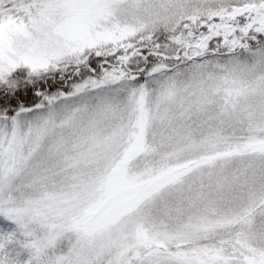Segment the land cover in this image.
Returning a JSON list of instances; mask_svg holds the SVG:
<instances>
[{"label":"rangeland","instance_id":"rangeland-1","mask_svg":"<svg viewBox=\"0 0 264 264\" xmlns=\"http://www.w3.org/2000/svg\"><path fill=\"white\" fill-rule=\"evenodd\" d=\"M217 1L0 0V83L64 80L91 57L137 68L155 32L179 46ZM245 41L187 48L138 83L99 62L0 115V220L31 237L36 262L264 264V43L219 57Z\"/></svg>","mask_w":264,"mask_h":264},{"label":"trees","instance_id":"trees-1","mask_svg":"<svg viewBox=\"0 0 264 264\" xmlns=\"http://www.w3.org/2000/svg\"><path fill=\"white\" fill-rule=\"evenodd\" d=\"M245 4L246 7L244 8L243 6ZM231 9L234 10V16L227 13ZM238 9H240L241 12L235 13V10ZM211 10H218V14L212 16H199L198 22L201 23L199 25L197 24L194 30L191 31L190 38L182 40V44L188 42L193 45L213 32L210 36L211 38L199 46V48L206 47L209 45L210 41L213 42L217 37L221 36L220 33L225 32L227 35H235L242 38L243 41L246 40L245 42H248L245 47L246 51L239 50L235 53H231V57L237 58L241 53L245 52L248 55L255 54L261 47V43H264V41L261 42L262 35L264 39V0H223V3H218L217 1L214 3ZM220 18H222V21H226V23L222 22V24H220ZM220 25L221 27L219 28ZM231 26H237L239 29L230 32ZM241 29L245 30L241 31ZM216 34L217 36H215ZM151 37L157 39V42H160L161 45L158 46L159 48H156L149 44V52H159L167 56V58L165 59L162 58V56L149 54L147 62H143L141 65V67H145L143 72L133 74L137 77V83L143 80V76L146 74L149 67L157 65L158 62L162 61L165 65L176 63L173 62V57L175 56L178 45L168 44V42L163 40V36L159 34V32H155ZM254 40H257L258 43L255 44ZM163 43H167L166 46L162 47V45H164ZM147 50L144 44L137 50V55L139 54L141 56L143 53H146ZM88 62V69L85 70L84 68L81 70L82 73L80 76H95V74L100 73V58L91 57ZM243 63L246 68L253 69L256 73L257 62ZM66 77L64 80H59L57 77L54 79L27 77L23 72H15L11 76L10 81H12V84L0 83V115H13L22 108L36 105L41 102L45 94H49L57 89L59 84L64 85ZM74 79L72 83L75 82ZM68 85H70V82H68ZM30 241L31 237L22 230L20 226H17L13 222L0 220V264H42V262H36L34 260L33 256L35 250L30 246ZM67 246L68 242L66 238H59L53 248V252L59 255L66 250Z\"/></svg>","mask_w":264,"mask_h":264}]
</instances>
